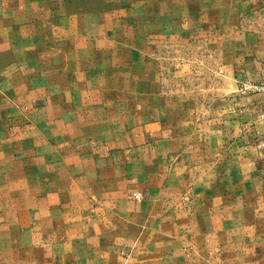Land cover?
Segmentation results:
<instances>
[{
    "label": "crops",
    "instance_id": "0c3cea01",
    "mask_svg": "<svg viewBox=\"0 0 264 264\" xmlns=\"http://www.w3.org/2000/svg\"><path fill=\"white\" fill-rule=\"evenodd\" d=\"M210 16L215 34L210 45L222 73L211 101L201 103L198 111L191 106L182 120L164 115L138 128L141 143L146 128L141 152H150L155 181L150 204L160 212L170 210L178 194H190L189 201L195 195L201 214L198 242L216 256L229 247L233 257L248 250L247 258L254 259L256 243L264 242V97L243 95L239 89L264 78V0H216ZM46 110L44 121L0 127V154L27 166L30 185L22 193L32 192L34 178L42 198L17 205L10 196L16 193L15 177L0 165V193L10 197L2 206L13 212L0 219V264H143L144 218L138 209L143 207L121 199L126 159L119 151L113 163L106 133L94 136L93 144L103 147H84L94 135L91 129H111L112 123L92 115L100 107ZM165 111L172 113L169 106ZM119 122L116 127L126 130L127 119ZM62 140L68 147L61 153ZM144 162L142 154L138 177L144 176ZM17 209L24 217H14ZM188 224L192 226L191 217ZM242 239L247 247L236 244ZM129 244L135 248L128 249Z\"/></svg>",
    "mask_w": 264,
    "mask_h": 264
},
{
    "label": "rangeland",
    "instance_id": "374dc122",
    "mask_svg": "<svg viewBox=\"0 0 264 264\" xmlns=\"http://www.w3.org/2000/svg\"><path fill=\"white\" fill-rule=\"evenodd\" d=\"M215 10L216 0H0V127L44 121L47 107L102 108L105 114L92 115L106 117L111 129H91L94 135L84 147L94 143L95 134L106 133L113 163L119 151L126 159L121 199L143 207H138L144 218L143 264H264V242L256 243L254 259L247 258L248 250L233 257L229 247L216 256L198 242L201 214L195 195L191 201L190 194L176 195L170 210L153 212L150 204L155 181L150 152H141L146 128L144 143L138 128L164 115L182 120L191 106L198 111L211 101L222 74L210 45ZM168 106L172 113L165 111ZM124 119L127 129L116 127ZM62 141L61 153L68 147ZM142 154L144 176L138 177ZM23 163L0 154L1 169L15 177L16 193L10 196L21 206L40 203L38 179H31V193H22L30 185ZM9 198L0 193V219L13 217L2 206ZM23 212L17 209L14 217H24ZM240 242L248 246L245 239Z\"/></svg>",
    "mask_w": 264,
    "mask_h": 264
},
{
    "label": "built area",
    "instance_id": "2783aa9c",
    "mask_svg": "<svg viewBox=\"0 0 264 264\" xmlns=\"http://www.w3.org/2000/svg\"><path fill=\"white\" fill-rule=\"evenodd\" d=\"M239 91L243 95L259 94L264 97V79L253 82H244ZM261 117L264 118V113ZM261 148L264 150V142L261 144ZM136 198L140 199V195L137 194Z\"/></svg>",
    "mask_w": 264,
    "mask_h": 264
}]
</instances>
